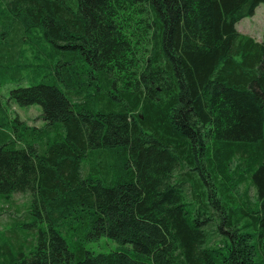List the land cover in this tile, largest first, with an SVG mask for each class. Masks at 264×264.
<instances>
[{"label": "trees", "instance_id": "trees-1", "mask_svg": "<svg viewBox=\"0 0 264 264\" xmlns=\"http://www.w3.org/2000/svg\"><path fill=\"white\" fill-rule=\"evenodd\" d=\"M261 4L0 0V264H264Z\"/></svg>", "mask_w": 264, "mask_h": 264}, {"label": "rangeland", "instance_id": "rangeland-1", "mask_svg": "<svg viewBox=\"0 0 264 264\" xmlns=\"http://www.w3.org/2000/svg\"><path fill=\"white\" fill-rule=\"evenodd\" d=\"M236 29L240 34L251 37L255 41L259 42L264 32V5H259L252 17L242 19L236 25ZM39 57L40 56L38 55L37 50L28 49L25 61L27 63H35L38 61ZM15 87L16 86L14 84L4 86L1 89L3 97L6 98L7 91ZM40 111V107L36 105L27 108H18L14 104L9 103V113L11 116H17L21 121L25 122L29 126H41V121L37 119L40 115ZM250 196H254L253 190H250ZM29 201L30 196L28 194H13L7 201L0 200V207L3 211L0 214V222H7L10 217L12 218L13 216L24 213L27 209ZM214 241H217V239L214 238L210 241V243H213ZM85 248L94 253H109L120 249V246L108 238L101 237L97 241L87 243Z\"/></svg>", "mask_w": 264, "mask_h": 264}]
</instances>
